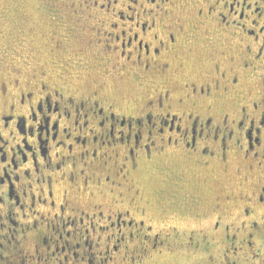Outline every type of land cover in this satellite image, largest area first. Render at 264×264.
I'll use <instances>...</instances> for the list:
<instances>
[{"label": "flooded vegetation", "instance_id": "flooded-vegetation-1", "mask_svg": "<svg viewBox=\"0 0 264 264\" xmlns=\"http://www.w3.org/2000/svg\"><path fill=\"white\" fill-rule=\"evenodd\" d=\"M38 1L51 70L0 40V264H264V0Z\"/></svg>", "mask_w": 264, "mask_h": 264}, {"label": "rangeland", "instance_id": "rangeland-1", "mask_svg": "<svg viewBox=\"0 0 264 264\" xmlns=\"http://www.w3.org/2000/svg\"><path fill=\"white\" fill-rule=\"evenodd\" d=\"M39 9L38 0H0V40L2 46L8 41L16 50L23 49L20 53L31 58L32 66L41 65L48 71L51 67L46 61L50 59V53L60 54L52 48L53 38L59 39L52 34L54 24L43 17ZM18 41L22 46L17 44ZM119 93L126 92L119 89ZM146 186L143 184L144 188Z\"/></svg>", "mask_w": 264, "mask_h": 264}]
</instances>
